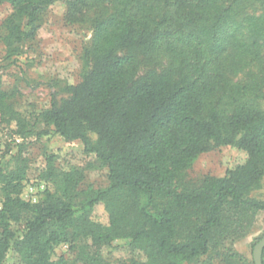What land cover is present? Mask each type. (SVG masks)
Returning <instances> with one entry per match:
<instances>
[{
  "label": "trees",
  "instance_id": "trees-1",
  "mask_svg": "<svg viewBox=\"0 0 264 264\" xmlns=\"http://www.w3.org/2000/svg\"><path fill=\"white\" fill-rule=\"evenodd\" d=\"M54 2L0 0L12 9L2 23L6 66L35 40ZM64 3L66 25L91 33L80 81L66 87L64 101L52 97L50 108L27 116L0 90V116L20 138L52 128L64 142H80L109 184L81 198L82 173L59 171L46 155L40 177L50 187L30 203L20 196L27 161L19 149L14 169L0 166V264L9 253L18 264H254L232 245L264 212V200L252 197L264 178V0ZM160 53L169 61L158 72ZM220 147L244 152L246 163L184 184L198 156ZM98 203L107 225L91 219ZM116 242L132 255L105 257ZM61 244L70 261L52 259Z\"/></svg>",
  "mask_w": 264,
  "mask_h": 264
},
{
  "label": "rangeland",
  "instance_id": "rangeland-1",
  "mask_svg": "<svg viewBox=\"0 0 264 264\" xmlns=\"http://www.w3.org/2000/svg\"><path fill=\"white\" fill-rule=\"evenodd\" d=\"M65 11L64 0H55L48 7L45 22L38 30L35 40L22 47V54L16 57L14 65L6 66L7 62L3 60L5 46L2 43L6 33L2 23L12 13V9L7 3L0 5V90L8 94L7 102L13 106L14 111L27 116L32 111L48 109L52 97L59 103L64 101L69 97L66 87L80 81V73L84 67L80 52L91 33L84 26L66 25ZM168 61L167 55L160 53L154 58L153 67L159 72L168 65ZM143 70L140 73H143ZM242 76L243 74H239L235 80ZM8 119V115L4 118L0 116V166L8 170L14 169L16 163L12 157L20 149L21 157L27 161L26 180L22 184L20 194L23 200L36 203L42 198L43 191L50 187L40 177L46 167V155L53 157L57 170L75 169L82 173L77 189L81 198L108 186L107 169L100 166L92 156H87L80 142H64L52 128H47V134L40 139L34 136L20 138L15 135L16 123ZM43 127L37 125L36 129ZM89 136L92 141L96 140L95 135ZM19 145L22 147L19 148ZM246 161L247 155L233 147L212 149L198 156L186 171L183 182L186 185L198 186L205 177L225 176L226 171L243 165ZM252 197L264 200V178L261 187L252 193ZM251 217L245 236L232 245V249L247 261L252 260L253 247L264 236V212L255 213ZM91 219L102 225L108 224V215L103 204L94 206ZM122 245L121 242H116L110 248H103L102 253L112 259L130 257L132 253ZM60 257L69 261L72 259L73 254L67 245L61 244L54 248L52 259L58 260ZM201 261L189 264H204ZM5 264L18 262L9 253Z\"/></svg>",
  "mask_w": 264,
  "mask_h": 264
},
{
  "label": "water",
  "instance_id": "water-1",
  "mask_svg": "<svg viewBox=\"0 0 264 264\" xmlns=\"http://www.w3.org/2000/svg\"><path fill=\"white\" fill-rule=\"evenodd\" d=\"M264 248V236L255 244L252 251V260L254 264H262L261 254Z\"/></svg>",
  "mask_w": 264,
  "mask_h": 264
}]
</instances>
